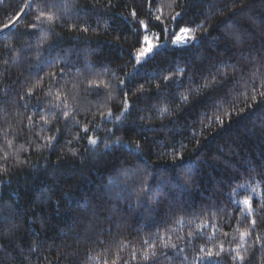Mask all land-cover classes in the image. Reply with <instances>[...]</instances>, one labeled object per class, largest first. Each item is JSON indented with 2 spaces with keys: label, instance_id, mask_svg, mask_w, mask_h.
<instances>
[{
  "label": "trees",
  "instance_id": "16d2710c",
  "mask_svg": "<svg viewBox=\"0 0 264 264\" xmlns=\"http://www.w3.org/2000/svg\"><path fill=\"white\" fill-rule=\"evenodd\" d=\"M9 19L0 264H264V0H0Z\"/></svg>",
  "mask_w": 264,
  "mask_h": 264
},
{
  "label": "snow or ice",
  "instance_id": "6c2138e0",
  "mask_svg": "<svg viewBox=\"0 0 264 264\" xmlns=\"http://www.w3.org/2000/svg\"><path fill=\"white\" fill-rule=\"evenodd\" d=\"M29 6L30 5H24L25 8H27ZM21 12H23V8L21 9ZM133 15H135V12H133ZM177 15H179V14H177ZM42 18H45V19L51 21L53 19V16L51 14H46L45 12H42L41 11L35 17L36 20H41ZM19 19H20V17L17 16L16 17V20H19ZM157 19H159V17H157ZM173 19H175V17H173ZM16 20L9 19V21L8 22H5L3 24V26H2V28H0V31H3L4 29H8L11 25H14L15 22H16ZM141 23H143V22L141 21ZM31 27L36 28L37 25L36 24H32ZM84 31H87V29L85 28ZM180 31L182 33H184L186 36L191 32V30L188 29V28H182V29H180ZM190 38L194 39V37H190ZM144 41L148 44V46L147 47H144V48H141L139 50V53H138L137 58H136L137 59V63L140 62V58L141 57L147 56L148 54H150L153 51V48L156 47L155 45H152L151 44V41L149 40L148 36H144ZM185 42H187V41H185ZM121 83H123V81H121ZM29 94H31V91L29 92ZM85 131H87V129H85ZM49 139H51V138H49ZM90 142L92 144H95L96 141L93 139V140H90ZM253 191H255V189H253ZM244 204L247 207V211H248L249 215H251V213H252V207H251L250 199H246L244 201ZM255 224H256V221H255V219H253L252 220V225L255 226ZM15 227H17V226L13 225V228H15ZM241 235L242 236H248V235H250V233L248 231H245V232L241 233ZM165 247H167V245H165ZM171 247L175 248V245H172ZM212 256H213V252L212 251H209L207 253V257L211 258ZM145 258H147V253H145ZM235 258H238L240 261H243L245 259L244 256H242L239 252L236 253V257H234V259Z\"/></svg>",
  "mask_w": 264,
  "mask_h": 264
},
{
  "label": "rangeland",
  "instance_id": "374dc122",
  "mask_svg": "<svg viewBox=\"0 0 264 264\" xmlns=\"http://www.w3.org/2000/svg\"><path fill=\"white\" fill-rule=\"evenodd\" d=\"M149 40H150V37H149ZM187 40H188V35L186 36L184 33H181V35L176 40V44H178V45L185 44L186 43L185 41H187ZM151 44L153 45L152 42H151ZM147 46H148V44L146 43L145 47H147ZM145 57H141V59H143Z\"/></svg>",
  "mask_w": 264,
  "mask_h": 264
}]
</instances>
